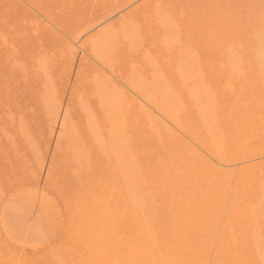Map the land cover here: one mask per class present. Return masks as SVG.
Here are the masks:
<instances>
[{"label": "rangeland", "instance_id": "obj_1", "mask_svg": "<svg viewBox=\"0 0 264 264\" xmlns=\"http://www.w3.org/2000/svg\"><path fill=\"white\" fill-rule=\"evenodd\" d=\"M0 264H264V0H0Z\"/></svg>", "mask_w": 264, "mask_h": 264}, {"label": "bare ground", "instance_id": "obj_2", "mask_svg": "<svg viewBox=\"0 0 264 264\" xmlns=\"http://www.w3.org/2000/svg\"><path fill=\"white\" fill-rule=\"evenodd\" d=\"M84 36V35H83ZM82 37V36H81ZM78 43V42H77ZM80 49V48H79ZM82 51V50H81ZM25 84V83H24ZM198 100V99H197ZM148 106V105H147ZM172 126V125H171ZM183 135V134H182ZM88 143V142H87ZM192 143V142H191ZM204 151V150H203ZM241 158V157H240ZM116 160V159H115ZM251 162V161H250ZM232 167V166H231ZM209 181V180H208ZM129 187V186H128ZM210 188V187H209ZM250 206V205H249ZM248 206V207H249ZM109 221V220H108ZM197 222V221H196ZM258 238V237H257ZM216 241H217V239H216ZM262 250V249H261Z\"/></svg>", "mask_w": 264, "mask_h": 264}]
</instances>
